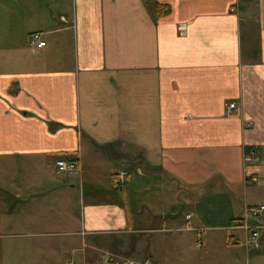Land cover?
<instances>
[{
    "label": "crops",
    "instance_id": "1",
    "mask_svg": "<svg viewBox=\"0 0 264 264\" xmlns=\"http://www.w3.org/2000/svg\"><path fill=\"white\" fill-rule=\"evenodd\" d=\"M158 1L52 0L28 19L31 3L21 30L0 12V264H59V233L158 264H264V227L257 246L232 226L264 202V0ZM60 157L109 186L90 197L114 200L105 226L94 204L73 231Z\"/></svg>",
    "mask_w": 264,
    "mask_h": 264
},
{
    "label": "rangeland",
    "instance_id": "2",
    "mask_svg": "<svg viewBox=\"0 0 264 264\" xmlns=\"http://www.w3.org/2000/svg\"><path fill=\"white\" fill-rule=\"evenodd\" d=\"M46 1L45 4H48L46 9L44 7V2ZM52 0H0V12H8L10 13L11 16L15 18L16 21V26L15 29L21 30V25H23V22L26 20L27 15V9L33 3V6L29 10V17L35 16L36 13L44 14V12H49L51 10V2ZM17 4L14 10L8 9V7L11 8V4ZM10 4V5H8ZM18 4L22 5L24 4L25 10L23 8L19 7ZM53 7V6H52ZM26 11V12H24ZM6 21L9 18L6 16ZM26 20V23L30 26H32L33 22L31 20ZM55 177L59 178L60 180H63L66 183H75L76 187L73 189L74 195L76 196V202H74V210L76 213H79V225L73 229V231L77 230H82L83 229V224H82V218H84V212L86 214L90 213V208L96 204L97 206L95 207L94 211L91 210V214L93 216L99 215L101 218L98 222H95L98 226H105V222L108 220L107 216L105 215L104 209L105 207L103 205L106 204H111L114 200H110L108 198H101L97 201L91 200V196H93V189L95 190L96 193L99 192H104L109 188L108 185L104 186L102 184L98 185H90L88 182L83 184V181L81 180L80 174H77L75 172H72V174H66V173H61L59 175H55ZM84 189V190H83ZM131 187H125L123 189L121 186L116 185L115 188H112L113 192L116 194V199L115 202L118 203V205L123 203L122 200V195L123 193H126L130 195ZM112 196V194H110ZM208 202H205L207 204ZM193 208V207H192ZM225 208V207H223ZM113 213L117 214L118 210L112 211ZM109 215V213L107 214ZM62 223V222H61ZM63 224V223H62ZM119 225V222H117ZM65 225V224H64ZM63 226V225H62ZM60 227V225H59ZM66 227V226H63ZM115 235L112 234H103V233H98V234H84L83 233H59V264H69V260L73 255L76 257L78 260H83V254L85 250V243L91 244V241L93 240L94 237L98 238V241H102L105 239L108 244L104 243L103 249H114L112 246L111 242H114L118 244V239H114ZM93 249L89 248L87 246L86 251H85V257H86V264H96V262L99 260L97 258V255L94 253H91ZM112 251V250H111ZM118 252V251H117ZM101 253V250L99 251ZM125 254V252H122ZM136 257V256H134ZM71 258V259H72ZM97 258V259H96ZM96 259V260H95Z\"/></svg>",
    "mask_w": 264,
    "mask_h": 264
},
{
    "label": "built area",
    "instance_id": "3",
    "mask_svg": "<svg viewBox=\"0 0 264 264\" xmlns=\"http://www.w3.org/2000/svg\"><path fill=\"white\" fill-rule=\"evenodd\" d=\"M180 30H185V24H181ZM30 42L34 46L43 47L47 44L45 38L39 31H35L30 35ZM236 107V102L232 101L229 105V112L232 113L233 109ZM254 157V156H252ZM132 166L130 163H122L121 166L115 172V183L121 187L125 186L127 174L129 173V168ZM81 167L80 163L74 159H68L65 157H60L56 160V172L61 173H80ZM251 179L255 182L259 181V176H252ZM192 214H188L190 218ZM235 227L244 228L246 231H250L247 238V243L253 242L255 245L259 246V228L264 227V203L247 205L245 209V217L243 219L236 220ZM203 244V238L199 237L197 241V246ZM70 264H85L79 261H76L74 258L70 260ZM97 264H158L151 259L139 260L133 257L126 256L111 250L102 249L101 257L98 260Z\"/></svg>",
    "mask_w": 264,
    "mask_h": 264
},
{
    "label": "trees",
    "instance_id": "4",
    "mask_svg": "<svg viewBox=\"0 0 264 264\" xmlns=\"http://www.w3.org/2000/svg\"><path fill=\"white\" fill-rule=\"evenodd\" d=\"M151 1H152L153 9H156L158 11L160 2L158 0H151Z\"/></svg>",
    "mask_w": 264,
    "mask_h": 264
},
{
    "label": "bare ground",
    "instance_id": "5",
    "mask_svg": "<svg viewBox=\"0 0 264 264\" xmlns=\"http://www.w3.org/2000/svg\"><path fill=\"white\" fill-rule=\"evenodd\" d=\"M249 205V204H248ZM200 236V235H199Z\"/></svg>",
    "mask_w": 264,
    "mask_h": 264
}]
</instances>
